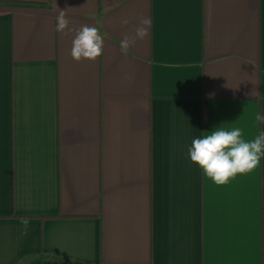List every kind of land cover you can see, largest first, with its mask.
<instances>
[{"label": "crops", "instance_id": "1", "mask_svg": "<svg viewBox=\"0 0 264 264\" xmlns=\"http://www.w3.org/2000/svg\"><path fill=\"white\" fill-rule=\"evenodd\" d=\"M258 112L264 0H0V264H264V160L217 185L188 156Z\"/></svg>", "mask_w": 264, "mask_h": 264}, {"label": "clouds", "instance_id": "2", "mask_svg": "<svg viewBox=\"0 0 264 264\" xmlns=\"http://www.w3.org/2000/svg\"><path fill=\"white\" fill-rule=\"evenodd\" d=\"M141 24L147 26L150 21L145 18ZM67 30L69 20L65 11L61 10L57 16L56 32L64 33ZM137 35L143 38L146 35V28H138ZM104 43L105 37L98 28L82 26L72 41L71 55L78 62L94 61L103 54ZM122 47L126 50L128 42L124 41ZM255 119L258 125H264V113L258 112ZM203 133L192 140L188 156L203 175L217 185H226L238 175L252 172L264 160V131L254 139L247 140L244 138L242 128L228 127L222 123ZM22 224L24 226L22 234L26 235L29 221L24 219Z\"/></svg>", "mask_w": 264, "mask_h": 264}]
</instances>
